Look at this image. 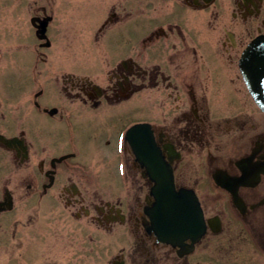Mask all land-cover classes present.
Returning a JSON list of instances; mask_svg holds the SVG:
<instances>
[{
    "label": "flooded vegetation",
    "instance_id": "flooded-vegetation-1",
    "mask_svg": "<svg viewBox=\"0 0 264 264\" xmlns=\"http://www.w3.org/2000/svg\"><path fill=\"white\" fill-rule=\"evenodd\" d=\"M259 39L264 0H0V264H264Z\"/></svg>",
    "mask_w": 264,
    "mask_h": 264
},
{
    "label": "water",
    "instance_id": "water-1",
    "mask_svg": "<svg viewBox=\"0 0 264 264\" xmlns=\"http://www.w3.org/2000/svg\"><path fill=\"white\" fill-rule=\"evenodd\" d=\"M261 41L263 42L264 39ZM246 53L244 58L248 56V51ZM254 95L258 103L264 108V92H258ZM138 126L132 127L129 134H132L135 127ZM165 172V169L162 170L158 167L152 175L157 182L153 192L157 199L154 207V221L158 233L164 239H168L167 234L174 237L191 235L197 232V229L203 227V217L199 203L193 192L186 189L177 191L174 186L173 175H167Z\"/></svg>",
    "mask_w": 264,
    "mask_h": 264
}]
</instances>
